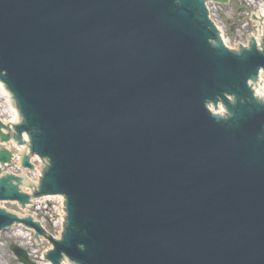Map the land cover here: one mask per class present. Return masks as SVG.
<instances>
[{"label":"water","instance_id":"obj_1","mask_svg":"<svg viewBox=\"0 0 264 264\" xmlns=\"http://www.w3.org/2000/svg\"><path fill=\"white\" fill-rule=\"evenodd\" d=\"M212 1L220 40L237 50L258 11ZM207 14L203 0H0V81L25 121L16 132L51 164L35 195L67 197L54 264L61 253L78 264H264V106L247 86L264 54L212 46ZM225 95L236 104L220 121L206 105ZM11 156L0 150V164ZM20 184L2 176L0 201L24 208ZM36 203L25 214L58 241L60 198ZM14 222L42 233L0 209V230ZM15 228L0 236V264H51L49 242Z\"/></svg>","mask_w":264,"mask_h":264},{"label":"bare ground","instance_id":"obj_2","mask_svg":"<svg viewBox=\"0 0 264 264\" xmlns=\"http://www.w3.org/2000/svg\"><path fill=\"white\" fill-rule=\"evenodd\" d=\"M0 110L6 114H10V120L15 121L18 118V115L16 111L12 107V101H11V95L8 94L7 90L3 87V85L0 84ZM17 152L19 153L16 155V157H21L23 154L27 152V148H21L17 149ZM37 163L39 162L38 159H36ZM15 162V161H14ZM16 163V162H15ZM18 165V163H16ZM40 169V164L38 163V168L36 169V172L34 173L38 177V171ZM22 175L25 176L26 180V185H33L36 183V178L34 177L33 179H27V175L25 173H22Z\"/></svg>","mask_w":264,"mask_h":264},{"label":"rangeland","instance_id":"obj_3","mask_svg":"<svg viewBox=\"0 0 264 264\" xmlns=\"http://www.w3.org/2000/svg\"><path fill=\"white\" fill-rule=\"evenodd\" d=\"M3 113V112H2ZM1 114V113H0ZM26 175H27V177L29 178V179H31V178H34V175H32V174H30V173H27L26 172Z\"/></svg>","mask_w":264,"mask_h":264}]
</instances>
